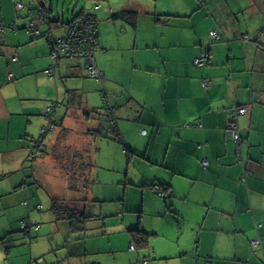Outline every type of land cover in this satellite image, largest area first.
Instances as JSON below:
<instances>
[{"label":"crops","instance_id":"1","mask_svg":"<svg viewBox=\"0 0 264 264\" xmlns=\"http://www.w3.org/2000/svg\"><path fill=\"white\" fill-rule=\"evenodd\" d=\"M244 1L264 8V0H236L235 6L242 7ZM84 5L86 8L88 3ZM235 6L227 7L222 0V11H218L214 0H101L100 10L85 9L83 12L98 20L95 62L103 73L101 82L88 77L83 58L66 65L65 71H57L64 56L52 64L46 29L54 39L57 36L52 25L65 21V15H56L53 6L46 12L51 22L47 17L36 21L29 14L23 15L29 19L20 20L22 12L18 13L16 5L12 12H0L4 28H0V154L11 153L0 158V179H10L0 196L21 194L4 206L20 202L29 209L36 197L28 188V175L37 172L35 163L28 167L31 158L27 148L42 136L48 116L41 117L47 115L45 108L51 98L61 103L56 120L64 128H72L70 115L78 119L81 130L72 128L70 143L76 145V138L82 137L86 148L100 146L97 141L108 138L116 148L114 134L105 136L90 130L107 129L108 109L103 103L94 104L103 91L104 98L117 92L108 105L116 119L118 143L129 151L131 159L129 174L118 179L120 189L124 188V194L113 199L118 203L90 211L102 220L90 218L83 230L73 232L68 220H60L50 212L52 209L49 212L54 219L44 220V214L39 213L34 219L35 239L30 238L28 245L14 250L17 244L6 242L8 238L17 242L28 239V234L0 237V264H264V45L247 42L264 31L259 28L257 32L256 28L246 35L238 21L246 16L264 19V12L239 14ZM120 18L123 24L115 34L116 45L111 47L104 38V25L116 24ZM231 20H235L240 35H245L240 48L236 44L239 37L230 29ZM33 21L40 35L35 34ZM10 23L12 27L5 26ZM45 35L47 38L41 39ZM113 50V55L107 54ZM121 50L132 53L129 64ZM204 55L208 63L199 67L195 60ZM51 67L55 78L45 73ZM205 79L208 87L204 86ZM239 108L246 111L239 114ZM67 118H71L69 123ZM232 121L239 127V142L231 134ZM40 157L34 154L32 160ZM204 159L208 168L203 167ZM133 160L140 172L135 169L132 173ZM96 161L102 164L100 159ZM61 173L67 180V173ZM98 179L100 183L105 178ZM153 184L168 189L169 199L158 198ZM132 185L142 192L138 205L142 207L137 209L126 207L125 196ZM145 206L156 209L157 215L164 212L163 206H185L186 217L193 213L192 229L198 224L199 234L203 232L197 240L196 255L191 257L187 249L172 253L163 248L159 254L156 244L168 238L159 230L149 231L142 220ZM139 209L140 219L127 220L125 215L119 221L118 216ZM1 211L3 215L5 208ZM45 222L50 225L43 228ZM134 226L151 234L146 247L131 249L134 240L130 228ZM162 236L165 240H155ZM255 240L259 243L253 244ZM39 259L41 263H36Z\"/></svg>","mask_w":264,"mask_h":264},{"label":"rangeland","instance_id":"2","mask_svg":"<svg viewBox=\"0 0 264 264\" xmlns=\"http://www.w3.org/2000/svg\"><path fill=\"white\" fill-rule=\"evenodd\" d=\"M100 1L101 0H0V12L2 14L12 12L13 8L15 9L14 6L16 5V3L21 2L24 4V6L19 10L18 13L22 12L21 13L22 16L26 14H29V16L33 15V17H35L34 20L39 21V10L44 9V8H46V10H50L51 7L53 6L54 7L53 9L56 15L64 14L65 21L68 22V21L73 20L75 15H78L81 12L85 11V9L89 10L90 7L92 10L93 9H95L96 11L100 10V7H98V3H100ZM214 1L216 2V8H218V11H222V0H214ZM85 2L88 3V6H86V8H84ZM224 3L226 4L227 7L230 6L231 4L235 6L236 0H224ZM42 5H45V7H42ZM103 6H105V4ZM235 7L236 9L239 10V14H241L242 12H252V11H257V10L264 12L263 5L259 3H254V2L244 1V3L242 4V7H239L238 4H236ZM1 9H3L4 12L1 11ZM100 13H102L103 15H107L103 13L102 10L100 11ZM29 16H23V18H21L20 20L29 19ZM16 19H17V15H16ZM224 20L226 22H229L228 19H224ZM234 21L235 20H231L230 29L232 28L234 30L236 38L239 37L238 40L236 41V44L240 48V44H241L240 41L242 40L245 41V35L243 34L240 35L238 28L235 25ZM238 21L243 25L244 32L246 33V35L252 32L251 30L255 32L257 30L256 28H258L257 32H259V28L262 31H264V19L262 18L256 19V20H250L249 16H246L244 18L239 19ZM54 24L55 25H52V26H53L54 31L56 32V36L60 37L66 34L68 30V25L61 26V25H56L58 23H54ZM122 24H123V20H121L120 18L116 20V24L111 22L108 25H104V30H103L104 38L106 39V42L108 43V45H111V47L112 45H116L115 34L118 30L121 29ZM10 25H13V24L12 23L5 24V26L7 27H12ZM221 25H222V22L220 23V27ZM223 25L225 26V24ZM44 28H48V25L47 26L44 25ZM213 29L219 31L220 28L214 27ZM212 35L214 38H216V36L214 35V32ZM259 36H262V39H260ZM259 36L257 38H254L253 36L247 42L260 41L258 45L261 46V43H263L264 45V32H260ZM240 37L243 39H240ZM46 38L47 36L45 35L41 39H46ZM107 54L113 55L114 50L112 52L109 51ZM120 54L123 55L124 60L129 64V62L131 61L132 53L130 51L121 50ZM251 55H255V54L252 53ZM77 59H79V57H77ZM59 62H60V67L57 68V71H61V69L65 71L66 65H68L69 63L76 62V57L64 56L62 59H60ZM52 64L56 65V61L52 60ZM257 69L260 70V68H257ZM257 74H261V72L256 73L253 76H256ZM205 80L208 81L207 79ZM94 81L99 82L97 80H94ZM114 93H117V92L113 91L111 92V94L108 93L106 98H104L106 92L103 91V93H100L99 97L96 99L97 102H95L94 105H102L103 103V105L107 107L108 104H110L109 99H112L111 95ZM58 103L61 104L60 101L56 100L55 98L49 99L48 100L49 105L46 106L45 108L46 113H47V107H51L53 104H58ZM59 110H60V106L54 107L49 112L50 113L49 115L58 117ZM47 116H48V113L46 116L41 117V118L45 119V117ZM70 116L72 118L71 127L74 128L75 130L80 131L81 129L77 122L78 119L76 118V116H72V115ZM70 119L67 118L66 120L67 123H69ZM47 120L48 122L44 127L49 129L51 127L49 117H47ZM56 128L58 129V126H56L54 129ZM54 129L48 132L46 135L47 137L45 139V142L47 144H49L51 139L56 137L59 133V129L58 130H54ZM115 134L112 137L115 138L116 141L121 142L120 140L116 139ZM122 139L123 138H121V140ZM77 140H78V144L80 145L72 144L69 141L68 143L71 145L72 151H75V150L83 151V149H85L86 163L84 162V157L79 159V157L81 156H77L74 154H71V155L69 154V157L67 158H69L70 160L67 158L59 159V157L51 155L49 157L44 156V158L40 157L41 159L39 158L36 161H33L32 158L34 154L35 155L37 154L38 156H42L43 152H39L37 148L33 147V145L31 146V143L29 147L27 148L28 155H30V158H31L29 160L28 167L31 168L32 164L34 166V163H35L36 172H37L35 174L31 173L28 175L29 178L31 179V180H28V185H29L28 188H30L32 190V193L36 195L33 203L31 204L29 209L28 207L22 206L20 202L18 204L14 203V205L10 204V205L4 206L6 201L11 200V199L15 201V199L19 198L21 194L15 195L14 192L13 193L11 192L10 194L3 195L4 197L0 196V237H2V239L7 238L9 237L10 233L15 234V235L16 234H22V235L28 234L29 235L27 237L28 239L24 238L19 242H17L14 238H8L6 240L8 245L11 244L10 243L11 241H14L13 244H17L18 247H16V249L14 250H19L23 248L24 246L28 245L30 243V238L36 236L34 234L35 233L34 230L37 229V225H36L37 222L34 221V219L36 218L37 214L39 213L44 214V217H43L44 220H48L49 218H51L52 213L50 212H53V210L51 211L50 209L53 206V203L55 200L58 201V200L70 199V200H77L78 202L80 199L87 197L88 198L87 203L92 206H95L94 208L97 209L100 207L107 208L109 206L116 205L118 202H116L113 199L117 198L119 194H124V188L120 189L118 185L119 183L118 179L125 177L127 174H129V171H130L129 166H130V160H131L130 158H128L129 151H126L124 146L118 142H117L118 145L115 148L113 145L114 143H112L108 138H103L101 140H98L97 142L100 146L87 145L86 148L84 147L82 137H78V139L76 138L75 141ZM55 142H57V140ZM63 146L64 145L62 144V147ZM48 147L51 148L50 146ZM118 147H119V150H123V151H119ZM117 150L118 152L116 153ZM96 151H98V154L95 157ZM2 155L9 156L11 155V153L7 152L5 154H0V158L2 157ZM12 155H16V153H13ZM87 159H89V162L87 161ZM96 159H100L102 164L97 161L95 163L94 161ZM74 160H75V163H74ZM90 161L92 162V166L89 168L88 164L90 163ZM82 163H83V167H80ZM137 163L138 162H134L133 160V164L135 165V167L132 168L131 170L132 173H134L135 169L138 172H140L139 166L136 167ZM65 166H68L69 170L72 167L73 169L78 171V174H76V177L78 179H76L75 181V185H76L75 189L73 188V185H70L69 187V184H73L74 182L75 178L70 179L71 176H74V175L69 174L68 179L63 180L64 175L63 173H61L62 172L61 169H64ZM99 176H102L105 178L103 181L104 183L101 181L99 183V179H98ZM37 178L40 180L37 181L36 180ZM94 179H96V182L93 183ZM9 180L10 179H3V178L0 179V191H4V189H6L4 186L7 185L6 182H9ZM115 180L117 181L116 185L114 184ZM122 183H125V181H123ZM140 190H141L140 188L137 189L136 186L134 187L133 185L130 186V188L128 189V192L126 193L127 197L125 196V202L128 204V206L126 207L128 209H137V208L142 207V206H138L139 202H141V196L139 194H142V192ZM152 191L154 192V190ZM156 196L158 198H161V200H163L161 195L157 194ZM120 198L123 199L124 196ZM96 201H100V202H96ZM110 201H112L113 203H111ZM22 203H24L23 200H22ZM79 203L81 204V202ZM39 206H42V209H39L38 208ZM1 207L5 208L3 215L1 214L2 213ZM145 207L147 210L142 215V220L144 219V222L150 228L149 231L154 233L155 231L159 230L164 236L168 238V241H164V242L159 241L156 244L157 251L159 254L161 253L162 248H163L164 251H167L169 249L172 253H176V251H179L180 249H187L190 251V253H192L191 257H194V255H196V250H198L199 248L198 247L199 243L197 242V240L199 236L203 237V232L202 234H199L201 230L198 224L196 225L194 229H192L190 220L192 218L193 213L190 214L188 217H186L183 213L185 212L188 215V212L186 211L185 206H172V208L163 206L164 212H159V214L157 215L154 212L156 209L148 208L149 206H145ZM160 207L162 208V206ZM188 207L190 206H187V208ZM34 211L36 213H34ZM31 214L33 215L31 216ZM124 216L127 217V220H131L135 218L140 219L141 210L139 209L138 212L136 213L127 212L121 216H118L120 222L122 221ZM23 217H25V219H23ZM51 219H54V218H51ZM23 222L26 223V227L25 225H23ZM49 225H50V222H45L42 224V227L46 228ZM123 233H124V237H127L130 239V236L128 235L126 231H123ZM164 236H162L160 239L156 237L155 240H161V239L165 240L163 238ZM2 245L4 246V244Z\"/></svg>","mask_w":264,"mask_h":264},{"label":"trees","instance_id":"3","mask_svg":"<svg viewBox=\"0 0 264 264\" xmlns=\"http://www.w3.org/2000/svg\"><path fill=\"white\" fill-rule=\"evenodd\" d=\"M23 6H24V4H23ZM42 7H45V5H42ZM47 11L48 10H46V8L39 10V14H41V17L39 15V18H42L43 21H44L45 17H47V20H49L51 22L53 19H51L49 17V15H47V13H46ZM132 12H129V14H131ZM84 15L89 18V21L92 24L93 29L96 31V35L98 36V44H99V34H98V30H97V28H98V20L95 18L94 15H91V14L86 13V12H81L80 14L75 15L74 19L71 20V21H68V22L59 21L61 23L60 24L61 26L68 25V30H67L66 34L62 35L60 37L64 38L65 36L70 35L72 33L73 24L76 21H78L80 19V17H82ZM122 15L123 14L116 15V17H122ZM33 22L36 25V22L35 21H33ZM36 28H37V25H36ZM2 29H4V28H2ZM77 29L81 30V26H78ZM78 30H74L73 38H77L79 36V31ZM39 31H40V33H35V34L36 35H40L41 34L40 28H39ZM50 31L51 30H47L46 34L48 36L49 44L52 45L53 40H57L60 37L57 36L56 38L53 39V37H51V35H50ZM98 44H97V48H98ZM95 54H96V51L94 53V56H95ZM80 60H81V58H80ZM199 67H203V66H199ZM87 71H88V66H87ZM88 77H89V75H88ZM89 78H91V77H89ZM102 78H103V73L101 75L100 80H97V81L101 82ZM91 79H94V78H91ZM94 80H96V79H94ZM78 105H80V104H78ZM106 109H108V112H107V114H105V117H106L105 120L109 123L107 129L102 127L99 130H90V131L91 132L94 131V132H97V133L99 132V134L105 135V136H108V135L112 136V134L116 133L115 134L116 135V139L120 140V137H119V135L117 133L118 128L116 127V119L114 118V113L111 110L110 105H108L106 107ZM48 117H49V120H50V125H51V127L53 129L56 126L60 127V131L61 132L57 136V139H56L57 142H55L53 145L45 144L43 142L44 138H46V135L49 132L47 130L46 132L42 133L41 137L37 138L36 140L34 139V146L33 147L37 148L39 150V152H43V154H42L43 157L52 155V156L59 157V159H63V158L66 159L67 157H69V154L70 155L74 154V155H77V156H81V157H79V159L84 157V162L86 163L85 149H83V151H78V150L72 151L71 145L68 143L69 136L73 132V129L70 128V127L69 128H64L63 124H61V123L59 124L58 123V120H56L57 117H55V116H51V115L48 114ZM232 125H236V124L232 121ZM238 131H239V127H238ZM62 144L64 145L63 146L64 148L62 147ZM48 146H50L51 148H49ZM92 156H93V154H92ZM67 159H69V158H67ZM87 161L89 162V159H87ZM74 163H75V160H74ZM91 166H92V162L90 161V163L88 164V167L90 168ZM208 166H209V164H208ZM208 166L207 167L203 166V167L204 168H208ZM80 167H83V163H82V165ZM62 170L65 173H67L68 176H69V174L74 175V176H71V178H70V179H74L75 178L74 182H73V184H69V187H70V185H73V188L75 189V187H76L75 181H76V179H78L76 177V174H78V171H76L72 167L69 170L68 166H65L64 169H61V171ZM81 171H82V169H81ZM81 178H83V177H81ZM94 182H96V179L93 180V183ZM154 185L155 184H153L151 187L153 188ZM158 185L161 186L160 184H158ZM161 188H162V190L164 189L162 191L163 192L162 194H159V193H157L155 191H154V193H156L158 195H161L162 198L169 199V195L167 194L168 193V189H165L162 186H161ZM87 201H88L87 197H84V198L80 199L78 202H77V200H70V199L58 200V201L55 200L54 203H53V206L51 207V209L58 216V218H60V220H68V222L70 223L72 231L73 232L74 231L77 232V231L83 230L84 227H86L85 224L90 220V218H98L99 217L95 213L90 212L91 209H94L95 206H92V205L88 204ZM79 202H81V204ZM96 202H100V201H96ZM169 206H170V203H169ZM102 218L103 217H99V219H101V220H102ZM130 232L132 233L133 240H134V242H132L131 244H135V247H136V245H138L139 247H146L148 245L149 237H150L151 234L149 232H147L145 229H143L140 226H134V227L130 228ZM34 239H35V237H32L31 241H34ZM40 260L41 259L37 260L36 263H41Z\"/></svg>","mask_w":264,"mask_h":264},{"label":"built area","instance_id":"4","mask_svg":"<svg viewBox=\"0 0 264 264\" xmlns=\"http://www.w3.org/2000/svg\"><path fill=\"white\" fill-rule=\"evenodd\" d=\"M17 8L20 9L23 7V4L21 2L16 4ZM3 24L0 23V28L2 29ZM81 26V30H78L77 27ZM32 27L34 28L36 33H40L39 29L36 28V25L34 22H32ZM74 30L79 31V36L77 38H73ZM215 35H217L216 32H214ZM98 44V36L96 35V31L93 29L92 24L89 21V18L87 16H82L78 21H76L73 24L72 33L68 36L60 37L57 40H53V43L51 45L52 52L51 56L52 59L58 61L63 56H74L83 58L85 60H88L87 66H88V75L91 78H94L96 80H100L102 72L98 69L97 63L95 62V56L94 53L97 49ZM208 61V56L204 55L203 57L196 58L195 64L199 66H204ZM46 73L51 77L55 78V69L54 67H51L50 69L46 70ZM209 83L205 80L204 86L208 87ZM59 106L58 104H53L51 107H47V113L54 108ZM246 111V108H239L238 113L243 114ZM52 127L49 129L43 128V132L51 131ZM232 136L239 142L240 141V133L238 131V127L236 125L231 126ZM230 131V132H231ZM144 134H146V130L142 131ZM238 152L241 153V146H238ZM209 164L207 159L203 160V166L207 167ZM153 190L159 194H162L163 190L161 186L158 184H155L153 187ZM39 209H42V206L38 207ZM23 225L26 227V223L23 222ZM259 240L253 241V244H258ZM135 244H131V249H135ZM13 264V263H10Z\"/></svg>","mask_w":264,"mask_h":264},{"label":"water","instance_id":"5","mask_svg":"<svg viewBox=\"0 0 264 264\" xmlns=\"http://www.w3.org/2000/svg\"><path fill=\"white\" fill-rule=\"evenodd\" d=\"M86 63H88V60H86Z\"/></svg>","mask_w":264,"mask_h":264}]
</instances>
